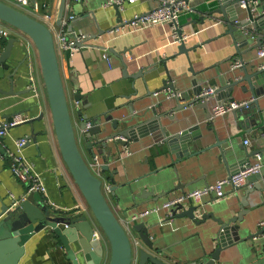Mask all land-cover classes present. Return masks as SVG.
I'll return each mask as SVG.
<instances>
[{"label": "water", "instance_id": "obj_1", "mask_svg": "<svg viewBox=\"0 0 264 264\" xmlns=\"http://www.w3.org/2000/svg\"><path fill=\"white\" fill-rule=\"evenodd\" d=\"M75 1L93 6L90 0ZM241 1L247 0H216L215 10L209 12V16L218 15V21L226 27L240 60L236 62L241 67L233 68L234 63L228 59L226 70L218 69V65L200 72L190 68L191 78L187 79L185 89L176 86L175 80L167 75L162 90H168L172 97L138 109L134 106L137 99L130 101L131 96L126 97L128 103L122 108L126 114L116 115V109L88 118L82 113L90 108L87 104L75 112L80 120L79 139L60 78L52 33L44 24L0 3V22L24 34L36 48L57 145L93 220L84 214L57 215L42 203L36 204L34 194L30 193L22 201L1 208L0 264H19L25 255V245L39 234L42 238L48 237L55 249L62 251V264H102L105 241L110 248L108 264H240L249 249L257 253L258 248L264 247V227L257 224L252 232L248 217L260 206L255 205L254 199L264 195L261 170L249 177L245 186L231 189L229 203L220 205L219 200L211 198L198 204L184 201L168 209L162 208L165 202L185 195L188 187L205 180L204 175L194 178L199 165L189 163L192 159L202 157L210 163L221 164L229 178L252 164L255 155L260 153L235 156L230 146L225 147L231 140L216 135V121L222 117L212 118L214 106L241 94L249 100L245 101V106L229 113L233 121L246 129L250 123L257 128L264 127V60L256 55L264 43V0H250L245 7H241ZM66 4L67 0H59L57 27ZM113 7L119 25L122 19L118 8ZM91 13L88 11L89 15ZM68 31L71 32L70 26ZM177 38H182L180 31ZM15 42L8 39L0 49V71L7 70L5 63ZM82 46L83 42H75L71 49ZM178 51L187 53L183 41ZM70 53L71 50L66 52L67 59ZM249 54L250 59L246 57ZM120 58L123 78L133 79L126 76V66ZM138 74L141 78L143 72ZM8 80L12 81L9 77ZM171 99L174 105L166 107V101ZM73 100L81 103L82 97L75 95ZM80 142L94 161H101L102 178L94 176L83 160ZM0 152L4 153L1 146ZM142 153L146 157V168L130 178L125 159ZM163 155L168 162L161 165L158 157ZM184 178L186 183L182 182ZM104 189L122 208L127 206L131 211L124 218L129 232L136 236L134 243L110 210ZM156 189L161 190L156 193ZM164 198L167 200L159 203ZM147 203H153L151 213L138 217L143 213L139 209ZM180 220H187L195 232L181 243L169 244L159 238L161 231L178 232ZM239 256L241 259L237 261Z\"/></svg>", "mask_w": 264, "mask_h": 264}, {"label": "crops", "instance_id": "obj_2", "mask_svg": "<svg viewBox=\"0 0 264 264\" xmlns=\"http://www.w3.org/2000/svg\"><path fill=\"white\" fill-rule=\"evenodd\" d=\"M90 1L92 7L86 2L67 0L64 14L65 17H73L69 24L71 33L85 36L82 40L83 46L71 50L69 59H67L66 52L59 51L54 42L59 74L78 139L80 120L76 117L75 112L87 104H90V108L82 110V113L88 118L116 109L118 110L116 115L126 114L122 109L128 103L126 97L131 96L130 101L137 99L138 102L134 106L138 109L143 106L155 105L158 100H163L164 97L170 95L168 90H162L163 82L167 83V75L175 80L176 86L185 89L188 86L187 79L191 78L190 68L194 72H200L218 65V69L226 70L228 59L233 63L240 61L235 55L232 38L228 36L224 24L218 21V15L209 16V12L216 8V0H193L192 10L179 15L178 30L182 37H186L183 40L185 48L188 50L186 54L178 51L181 42L172 40L169 36L168 26L164 28L153 26L124 33L117 37L109 34L111 29L118 26L114 7H103L104 0ZM0 3L44 24L52 36L58 30L55 22L59 0H28L27 6H19L15 0H0ZM157 6L158 3L154 0H140L133 5L124 4L122 9H118V12L122 22H128L134 16L145 14ZM88 11L92 13L89 15ZM46 16L51 17V20L47 21ZM129 29L131 28L129 27ZM9 31L10 37L0 41V49H3L8 39H14L16 42L5 63L7 70L0 71V124L10 121L16 116H19L24 122L12 128L1 141L4 153L0 152V211L3 206L22 201L28 196L26 187L11 173V154L14 151V141L26 138L27 144L22 151L23 157L40 177L46 190V196L34 193L35 203H42L60 216L84 214L93 221L83 196L62 160L57 145L36 48L21 32L11 27ZM69 39L72 40L71 34ZM103 54L107 55L109 62L103 60ZM120 57L126 66V76H132L133 79L123 78ZM246 57L250 59V54ZM261 59L264 60V58ZM141 71L143 75L139 78L138 72ZM31 74L35 76L36 81L33 89L30 81ZM8 77L11 78V82ZM9 92H13V94ZM155 94L157 95L155 96ZM75 95L82 97L81 103L74 102ZM246 100L249 99L244 95L237 94L232 101L245 102ZM172 103V99L166 101V107L174 105ZM253 124L250 123L246 126L249 129H246L244 125L240 127L238 122L233 121L231 114H228L217 119L216 135L219 134L220 137L231 140L225 144V147L229 148L230 146L233 149V154L237 157H243L245 153L254 151L260 152L258 155L262 160L261 173H264V127L257 128ZM244 140H248L250 146L245 147ZM78 146L91 173L102 178L103 173L99 167L101 161L99 160V163L94 161L81 142ZM123 156L125 155L123 154ZM145 158V154L142 153L125 159L126 171L130 178L139 175L146 168ZM166 162L168 160L164 155L158 157V163L161 165ZM189 163L199 165L194 178L204 175L205 180L185 189L186 193L195 189H203L206 184L212 186L229 175L221 164L210 163L202 157L194 158ZM122 174L123 172L120 170L119 175ZM182 182L186 183L187 179L184 178ZM160 190L156 189V193H159ZM230 191V186H223L225 196L219 200L220 205L227 201L230 202V196H228ZM103 192L110 210L130 240H137L136 236L129 232L125 223L124 216L131 211L127 210V206L122 208L117 199L112 197L106 189ZM210 199L211 197L205 196L201 200L210 201ZM165 200L167 199L164 198L159 203ZM254 201L255 205L260 206L254 208L248 216L252 232L258 222L264 220V195L262 198L257 196ZM152 205L153 203H147L141 206L140 212H150ZM177 223L180 228L178 232L161 231L159 238L167 240L164 242L169 244L181 243L195 232L187 220H180ZM105 243L106 252L102 264H108L110 258V248L107 241ZM176 248L177 246L174 250ZM263 250L264 247H260L255 253L253 249H249L242 256L240 264H264ZM240 259V256L236 257L237 261ZM62 263V251L55 249L48 237L45 239L39 234L32 237L25 245V255L19 264Z\"/></svg>", "mask_w": 264, "mask_h": 264}, {"label": "built area", "instance_id": "obj_3", "mask_svg": "<svg viewBox=\"0 0 264 264\" xmlns=\"http://www.w3.org/2000/svg\"><path fill=\"white\" fill-rule=\"evenodd\" d=\"M19 6H27L28 0H15ZM75 1V0H72ZM140 0H104L103 7L116 6L118 9H122L124 4L133 5ZM158 3V6L150 10L149 12L141 15L134 16L128 22H122L120 25L114 27L109 31V34L114 35L115 37L121 36L124 33H130L131 31H139L153 26H159L164 28L166 26L169 27L170 34L169 36L175 42H182L186 37H182L178 40L177 32L178 30V19L179 15L182 13L190 12L192 10V2L193 0H154ZM246 3H250V0L241 1V7H245ZM65 5V9H66ZM45 19L47 21L51 20V17L46 16ZM73 20L72 16L65 17L63 16L60 26L53 36L55 45H57V49L62 52H67L71 49L72 45L75 42H82L85 38L84 35H77L74 32L68 31V26L70 22ZM129 27L131 29H129ZM9 26L0 22V41L3 39H7L10 37ZM71 34L72 40L69 39V35ZM76 49V48H74ZM257 57L264 58V43L257 50ZM103 60L109 62V59L106 54L102 56ZM241 64L239 62L234 63L233 68H239ZM31 87L35 86V76L31 74L30 76ZM170 94V93H169ZM157 94H155L156 96ZM170 94L166 96V98L172 97ZM78 104V103H76ZM246 105V102H236L230 101L223 105H216L212 108V118L223 117L224 115L229 114L231 111L236 110L240 107ZM24 122L19 116L14 117L10 121H6L0 124V146L1 141L4 137L8 135V132L17 125H20ZM27 144L26 138H20L14 141V151L11 154L12 166L11 173L12 175L26 187V193H37L42 196H46V190L44 184L40 177L33 171V168L30 164L26 162L23 157V149ZM243 145L245 147L250 146V142L248 140L243 141ZM256 163L250 164L248 167H244L242 171H239L229 178L224 180H220L212 186H206L203 189H195L185 195L180 197H176L170 201L165 202L162 205L163 209H168L171 206L177 205L184 201H191L193 204H198L201 202L202 197L209 196L214 199L220 200L224 198L225 194L223 192V186L228 185L231 189H237L245 186L247 184V180L249 177L259 174L261 170V157L259 155H255ZM151 211H145L140 213L138 217H145L150 214ZM259 227H264V221L258 223ZM134 243V240H132Z\"/></svg>", "mask_w": 264, "mask_h": 264}, {"label": "rangeland", "instance_id": "obj_4", "mask_svg": "<svg viewBox=\"0 0 264 264\" xmlns=\"http://www.w3.org/2000/svg\"><path fill=\"white\" fill-rule=\"evenodd\" d=\"M253 163H256V162L254 161ZM260 163H261V165H262V160H261V162H260ZM104 196H106V195H105V193H104ZM139 210H140V209H139Z\"/></svg>", "mask_w": 264, "mask_h": 264}]
</instances>
